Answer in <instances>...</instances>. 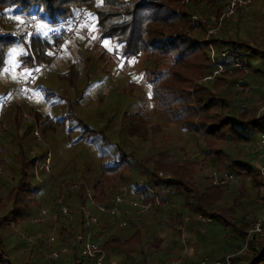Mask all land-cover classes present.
Here are the masks:
<instances>
[{
    "label": "trees",
    "instance_id": "16d2710c",
    "mask_svg": "<svg viewBox=\"0 0 264 264\" xmlns=\"http://www.w3.org/2000/svg\"><path fill=\"white\" fill-rule=\"evenodd\" d=\"M180 1L0 0V22L4 24L1 16L3 13H9L15 19L29 15L39 21H44L46 25H52L56 22H64L71 18L79 7H85L88 9L91 22L100 26V37H108L111 41H115L119 46L121 57H134L137 52H148L149 56L165 64V67L156 70L150 79L151 98L168 123L175 124L178 129L187 134L201 138V144L199 146L195 144L197 149L190 159H178L168 154L167 151L161 150V153L157 152L148 160L153 171L148 172L142 169L147 175L146 184L155 189L159 197L168 199V201L169 197H174L172 202L169 201L167 214L165 212L163 216L167 220L166 226L174 231H180L184 227L198 239L203 232L195 230L193 226L188 228L182 226L180 218L184 211L191 215H205L211 219V223L223 229L231 228L235 236L233 239L239 241L240 246L225 249L229 254L227 256L230 264H264V237L251 235L247 241L245 240L252 222L257 217V209L261 210L264 206V200L258 196V188L264 190V183L260 179V182L257 180L259 177L256 179L257 172L246 159L251 154L259 135L264 133V113L255 119L258 109L264 106V68L249 66V77L245 85L253 86L256 91L250 94L245 107L240 108L242 101L234 91V78L237 73L207 79L212 73V68L208 62L207 47L203 43L205 29L198 24L193 33L185 30L190 14L217 15L223 10L227 0H203L202 9L197 7V3L202 0H196L194 4H180ZM252 2L253 0L247 5L248 9L244 11L249 14L247 17H232L233 19L223 22L216 33L210 37V43L217 51L246 50L245 57L249 56L260 63L259 61L264 60V34L262 32L264 30V4L260 8L262 13H257L251 12ZM243 25L246 28L244 27L245 30L241 32ZM63 29L64 23L63 27L56 29L52 36L49 35L51 30L44 35H39L35 29L29 43L24 42L23 31L17 34L8 32L0 35V71L8 58V51L14 50L15 47L26 51L19 55L18 62H21L27 69L31 67L32 61L34 64L49 61V50L53 46H58L66 38ZM250 51L254 54L250 55ZM166 61L168 64L165 63ZM5 95H0V101ZM19 97L21 102L18 101V108L21 110L17 108L18 115L15 114L10 121L11 128L7 132L14 131V127L15 132L18 133V121H21L26 125L27 133L31 135L33 126L41 129L39 123L41 118L37 112H26L25 109L30 107L24 102L25 99L21 93L18 94V99ZM20 111L29 115L31 122H24L19 116ZM9 113L3 117H9ZM47 120L46 118L42 126L46 127ZM6 121L2 118L3 123ZM138 121L141 125L139 129H142L145 121L142 118ZM137 125V123H132L133 133H136ZM4 133L5 131L0 132V138L4 137ZM19 150L20 152L15 157L19 160L20 180L16 186L11 187L8 196L0 199L5 200L3 205L0 203V229L6 226L8 221L16 218L7 211L14 209L20 212L21 208L23 215L26 196L34 193L25 181L26 173L34 169V161H27L20 147ZM0 166H3L1 159ZM125 167V165L104 166L100 179L91 192L92 199L97 200V203H102L105 202L106 195L110 198L109 187L115 185L119 172L127 169ZM206 167L212 168L210 170L212 172L232 174L237 179L239 176L241 179L235 191L229 190L230 184L211 186L205 178L204 181L207 183L201 184L197 177ZM142 170L139 169L140 175L143 174ZM246 179L251 180V191L254 192L252 199L247 198L246 195L251 192L245 190ZM70 185L62 186L61 192L53 201L58 200ZM77 190L81 205L83 204V188L79 186ZM126 191L127 195L128 190ZM130 194L138 196L139 199H136L138 201L144 200L138 184L130 191ZM66 200L69 202L66 206L69 207L72 204L70 194L64 197L63 202L65 203ZM176 200H181V203H175ZM224 203H228V206L223 207ZM150 213L152 214L147 219L149 222L161 219L157 215L161 214L162 210H152ZM77 222L78 234L87 235L91 232V228L87 229L83 226V214H79ZM137 222H131L124 228L115 230L106 238L101 244L105 255L116 252L124 255L123 258L127 264H148L146 256L149 254L140 249L137 250L141 256L139 261H134L132 258V253L137 247L146 245L145 238L148 234V225L144 221ZM174 225L176 226L173 227ZM74 226L71 222H65L58 229L60 243H64V239L73 236L71 233ZM38 229L41 228H36L33 233L38 232ZM225 240L227 242V239ZM150 242L152 243L150 246L154 247L159 244V239L153 237ZM212 242L213 240H208L200 247L194 246L193 255L197 256V249L216 251L212 247ZM172 249L178 251L179 246L177 244H174L172 248L168 246L163 254L169 255ZM204 259L208 264L216 261L212 259L208 261L210 258L204 255L195 262L187 259L181 261V264H199ZM68 261V264H89L75 248H72ZM0 264H14L4 252L1 241Z\"/></svg>",
    "mask_w": 264,
    "mask_h": 264
},
{
    "label": "rangeland",
    "instance_id": "374dc122",
    "mask_svg": "<svg viewBox=\"0 0 264 264\" xmlns=\"http://www.w3.org/2000/svg\"><path fill=\"white\" fill-rule=\"evenodd\" d=\"M181 1L180 4H182ZM195 2L196 0L186 4H194ZM262 4H264V0H253L251 12H261ZM201 5H203V0L197 3V7L202 9L204 6L201 7ZM245 14L242 15L245 17L249 15ZM4 16L12 21H19L29 15L15 19L9 13H3L1 21L4 24L0 22V25L4 29H8L10 24L7 25L8 19H4ZM63 23L56 22L52 25H46L44 21H39L36 28L37 33L44 35L48 30L62 28ZM244 27L246 28L245 25L241 27V32L245 30ZM195 31L187 30L190 33ZM6 33H0V35ZM24 42L27 43L25 40ZM54 47L49 50L48 58ZM212 47L217 52L213 45ZM61 51V62L51 63L50 74L40 70L41 63L36 64L37 74L32 83V89L34 93L39 95V98L35 101H24L30 107L26 108L25 111L37 112L41 118L39 120L41 129L33 126L32 130L37 131L43 144H39L33 138L32 132L31 135L27 133L26 125L21 121H18V133L15 132L14 127V131L7 132L11 128L10 121L13 119H10V115L12 112L18 115L19 103L16 107L10 106L11 102L9 103L10 115L3 117L7 120L4 122L6 127L0 130V132L5 131L4 137L0 138V159L3 161V166H0V199L8 196L11 187L16 186L20 180L19 160L15 157L20 152L19 147L27 161H34L37 155L41 162L43 155L49 154L48 176L39 173L38 180H35L33 171L26 173L25 181L34 193L26 196L27 199L24 201L25 212L22 215L21 208L20 212L14 209L7 211L16 218L8 221V224L0 229L1 246L14 264H48L44 255L52 251H59L65 245H67L68 250L72 251V247L77 250V247L73 246L72 243L80 235L78 234L79 226H77L79 214L72 216L70 220L59 218L54 222L50 219H43L36 225L30 224V220L35 217L34 213L38 207L45 208L52 204L55 197L61 192L62 186L66 187L68 184H75L81 180L92 196L91 192L94 185L99 181L104 166L125 165L127 169L119 172L117 182L109 187L111 196L108 198L106 195L105 202L97 203V200L93 199L94 204L88 205L82 197L83 204L80 205L78 190H74L70 194L72 204L69 207L66 206L69 205L67 200L65 203L63 202V205L69 209L84 206L87 212L98 220L100 219L99 221L107 222L108 218L99 214L96 211V206L109 207L115 190L119 187H125L128 190L125 199H139L138 196H132L130 191L135 186L137 187V184L139 186L140 182H145L147 175L143 170L153 171L148 160L157 152L160 151L159 153H161V150H165L178 159H190L192 153H195L197 149L195 144L198 146L201 144L199 136L187 134L178 129L175 124L168 123L159 111L157 104L152 100L150 79L153 73L163 69L165 64L149 56L148 52H137L134 57H121L118 44L108 37L101 38L100 33L97 41L92 43L84 41L83 37L79 35L66 37L61 44ZM25 52L18 47L8 51V58L0 71V87H2L0 95H5L9 89L17 85V79L27 74L30 69L32 71L34 61L28 69L21 62H18L19 55ZM245 52L246 50L243 49L237 50V53L242 57L240 58L248 63L251 68H264V60L257 63L249 56L245 57ZM249 54L254 53L250 51ZM165 63L168 64V61ZM6 68H10L11 71H6ZM18 94L17 92L16 100L21 102L20 97L18 99ZM21 113L23 112L20 111L19 114ZM46 118L48 120L46 127H44L42 124ZM141 118L145 121L144 129H139L140 122L138 120ZM132 123L138 124L135 128L137 134L132 131ZM29 152H32V155ZM246 159L253 168L254 166L250 162L255 164L257 172V167L261 162L256 163L252 154L248 155ZM140 168L143 169L142 175L139 173ZM210 170L212 168L206 167L198 175L197 179L201 184L207 182L210 184L207 179V175L212 172ZM255 177L258 178L257 173ZM204 178L207 182L204 181ZM240 179L239 176L238 179L235 176V181L228 186L229 190L234 192ZM257 180L259 181V178ZM244 187L246 191H251L250 179H246ZM139 190L142 189L139 187ZM152 190L155 189L152 188ZM253 193L252 191L246 193L247 198L252 199ZM63 194L64 192L61 196ZM258 196L264 200V190L260 187L258 188ZM173 199L174 197H169L170 202ZM180 199H184V197H180ZM166 201L167 205L160 209L162 213L157 215L161 219L156 222H149L147 219L152 212L138 221L139 223L144 221L148 225V234L145 238L146 245H140L132 253L134 261H139L141 257L138 249L149 254L146 256L148 264H181V261L187 259L195 262L204 255L210 258L208 261L211 259L219 261L228 257L226 248L232 249L240 246L239 241L233 239L235 236L231 228H227L230 230L223 229L215 223L199 224L194 220L195 214L191 215L186 211L181 215V225L187 228L193 226L195 230L203 232L202 236L196 239L184 227L180 231H174L171 227H167V220L163 217L164 213L167 214L169 210V201L168 199ZM0 203L3 205L5 200H0ZM175 203H181V200H176ZM222 206L227 207L228 203H224ZM257 211L256 219L262 216L264 206ZM185 218L187 221L184 222ZM65 222H71L75 225L71 233L73 236L64 239V243H60L58 229ZM177 227L179 228V226ZM36 228L41 229L33 233ZM93 231L95 229H91L89 234L96 235ZM82 236L85 237V235ZM261 236L264 237V232ZM153 237L159 239V244L154 247L150 246L152 244L150 240ZM208 240H213L212 247L216 251L197 249V256L193 255L194 246L200 247ZM174 244L179 246L178 251L172 249L169 255L163 254L168 246L172 248ZM69 256L70 253L60 254L55 261L49 264H68ZM123 256V254L110 252L106 255L104 264H127Z\"/></svg>",
    "mask_w": 264,
    "mask_h": 264
},
{
    "label": "built area",
    "instance_id": "2783aa9c",
    "mask_svg": "<svg viewBox=\"0 0 264 264\" xmlns=\"http://www.w3.org/2000/svg\"><path fill=\"white\" fill-rule=\"evenodd\" d=\"M194 0H182L181 3H193ZM252 0H227L223 10L217 15L205 16L203 14L192 13L188 17L185 30L194 31L197 29V25L200 24L205 29L203 43L208 50V62L212 68V73L207 79L220 76L231 75L237 73L234 78V91L236 96L242 101L240 108H244L251 94V87L246 86L245 82L249 77V65L244 62L237 52L229 50L215 51L210 43V37L216 33L220 25L231 19L232 17H241L247 5ZM7 18L4 16V19ZM8 19V18H7ZM8 19L7 25L9 28L4 29L0 25V33L9 32L11 34H17L21 31L24 33V40L29 43L30 37L33 35L34 30L37 28L39 22L33 16H25L19 21H12ZM99 25L92 23L88 12L85 7H79L75 14L64 21L63 34L66 37L82 36L84 41L95 42L99 35ZM55 34V30H51L49 35ZM61 44L55 46L50 52L49 61L47 63H41L40 70L45 71L47 74L51 73L50 65L52 62H61ZM33 69L28 71L27 74L17 79V85L8 90L6 95L0 101V130L5 127L2 122L3 116L10 112L9 107L11 105L17 106L16 93H21L25 101H35L39 98V95L32 90V83L37 74L36 64L33 62ZM6 71H11L10 68H6ZM11 102L10 106L9 103ZM264 113V106L258 109L255 115V119L261 117ZM15 113L12 112L10 119L14 117ZM21 119L28 123L31 122V118L25 112L19 114ZM33 138L39 143L43 144L39 134L35 129L32 130ZM32 155V152H29ZM252 157L255 162H261L257 167V174L259 179L264 183V133H261L258 140L251 151ZM45 176L49 175V154L46 153L42 157L37 155L34 158L33 176L35 180H38V174ZM140 173V171H139ZM211 186H225L235 181V176L226 172L218 173L211 172L207 175ZM81 186L83 188V197L88 205H93V199L85 184L79 180L75 184H71L64 192V194L52 204L47 205L45 208H39L35 211V217L30 220V224L36 225L43 219H50L56 222L59 218L71 219L76 214H83V226L87 229H95L96 235L87 234L84 236L78 235L72 245L77 247L79 254L89 264H104L105 252L101 248V244L106 238L115 230L124 228L131 222H137L145 215L149 214L152 210H160L167 205V201L157 195L155 190H152L149 186L140 182L139 187L142 189L144 200L138 201L133 199H125L126 188L119 187L115 190V195L112 198L111 205L109 207L96 206V211L108 218L107 222H101L93 215L87 212L84 206H79L76 209H69L63 205V197L71 194L74 190ZM111 190H113L111 188ZM116 217V218H115ZM194 220L202 225L211 224V219L202 214H196ZM187 219H184V222ZM264 212L261 217L252 222L251 228L248 231L246 240L250 235L261 236L264 232ZM30 243V242H28ZM73 248V247H72ZM191 251V250H190ZM71 250L67 249V245L61 248L59 251H52L49 254L44 255V259L49 264L55 261L60 254H69ZM112 264V263H111ZM199 264H208L204 259ZM209 264H230L229 257L224 258L222 261H214Z\"/></svg>",
    "mask_w": 264,
    "mask_h": 264
},
{
    "label": "crops",
    "instance_id": "0c3cea01",
    "mask_svg": "<svg viewBox=\"0 0 264 264\" xmlns=\"http://www.w3.org/2000/svg\"><path fill=\"white\" fill-rule=\"evenodd\" d=\"M261 8V7H260ZM248 9V8H247ZM243 16V15H242ZM241 16V17H242ZM263 34H264V32H263ZM256 91V89L253 87V86H251V94L252 93H254ZM249 163V162H248ZM253 166H254V168H255V170H256V167H255V164L253 163V162H250ZM257 163V162H256ZM259 218V217H258Z\"/></svg>",
    "mask_w": 264,
    "mask_h": 264
}]
</instances>
